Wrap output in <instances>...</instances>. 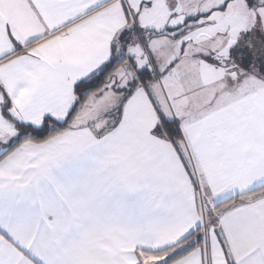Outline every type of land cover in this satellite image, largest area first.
<instances>
[{"label":"snow or ice","instance_id":"obj_1","mask_svg":"<svg viewBox=\"0 0 264 264\" xmlns=\"http://www.w3.org/2000/svg\"><path fill=\"white\" fill-rule=\"evenodd\" d=\"M0 264H264V0H0Z\"/></svg>","mask_w":264,"mask_h":264}]
</instances>
